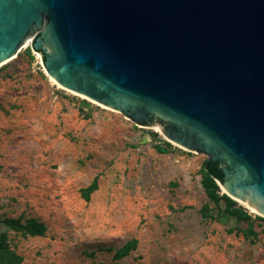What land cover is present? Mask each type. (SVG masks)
<instances>
[{
    "label": "rangeland",
    "instance_id": "374dc122",
    "mask_svg": "<svg viewBox=\"0 0 264 264\" xmlns=\"http://www.w3.org/2000/svg\"><path fill=\"white\" fill-rule=\"evenodd\" d=\"M157 129L58 88L30 45L1 66L0 219L46 227L0 225L21 264H264L259 216L224 215L200 184L207 157Z\"/></svg>",
    "mask_w": 264,
    "mask_h": 264
},
{
    "label": "water",
    "instance_id": "95a60500",
    "mask_svg": "<svg viewBox=\"0 0 264 264\" xmlns=\"http://www.w3.org/2000/svg\"><path fill=\"white\" fill-rule=\"evenodd\" d=\"M25 44L62 88L220 162V194L264 218V0H0V64Z\"/></svg>",
    "mask_w": 264,
    "mask_h": 264
},
{
    "label": "trees",
    "instance_id": "16d2710c",
    "mask_svg": "<svg viewBox=\"0 0 264 264\" xmlns=\"http://www.w3.org/2000/svg\"><path fill=\"white\" fill-rule=\"evenodd\" d=\"M160 153H164V150L157 148ZM222 165L220 162H212L206 159L201 167V187L207 198V200L218 206L223 204L222 213L226 216L233 217L240 221H250V215L241 207H237V203L231 200L226 195L219 193L218 183L223 181V174L221 172ZM97 189L96 181H93L91 185L83 191L82 198L85 201L89 200V195ZM203 217H208L207 208L204 207L201 210ZM264 226V218L256 217ZM0 225H2L6 232H14L20 234L23 237H41L46 232V227L43 223L30 219L22 222L21 219L2 218L0 219ZM0 234V264H21L22 258L17 255L8 244L7 233ZM129 248L126 246L115 253V258L120 259L127 255Z\"/></svg>",
    "mask_w": 264,
    "mask_h": 264
},
{
    "label": "flooded vegetation",
    "instance_id": "af4514ba",
    "mask_svg": "<svg viewBox=\"0 0 264 264\" xmlns=\"http://www.w3.org/2000/svg\"><path fill=\"white\" fill-rule=\"evenodd\" d=\"M41 32H42V28H37V29H34L30 35H29V38H31L32 41H35L40 35H41ZM158 124L160 125L164 130H167L169 127H170V124H168V121L164 118V117H161L159 115H153L149 118V121L148 122H142L141 124L143 125H146V124Z\"/></svg>",
    "mask_w": 264,
    "mask_h": 264
},
{
    "label": "bare ground",
    "instance_id": "6f19581e",
    "mask_svg": "<svg viewBox=\"0 0 264 264\" xmlns=\"http://www.w3.org/2000/svg\"><path fill=\"white\" fill-rule=\"evenodd\" d=\"M24 48H26V44H25V47H24ZM12 59H13V58H12ZM9 61H10V60H9ZM9 61H5L4 63L0 64V66L3 65V64L8 63ZM50 82H51L52 84H55L58 88H62L59 84H57V83H56L53 79H51V78H50ZM77 95H78V94H77ZM74 125H75V124H74ZM156 131H157L158 134L163 135L162 132L160 131V129H157ZM221 190H222L223 193L225 192L223 188H221ZM237 202H238V204H239L240 206L247 208V210H248L250 213H253V214H256V215L261 216L260 214H258V213L255 212L254 210L248 208V207L246 206V204H244L243 202H240V201H237Z\"/></svg>",
    "mask_w": 264,
    "mask_h": 264
}]
</instances>
